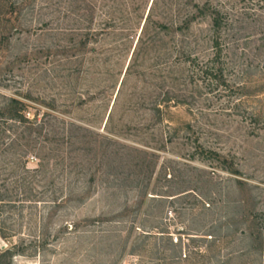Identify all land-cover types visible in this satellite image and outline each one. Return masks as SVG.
<instances>
[{
  "label": "rangeland",
  "instance_id": "obj_1",
  "mask_svg": "<svg viewBox=\"0 0 264 264\" xmlns=\"http://www.w3.org/2000/svg\"><path fill=\"white\" fill-rule=\"evenodd\" d=\"M12 1L0 110L18 97L36 124L0 119L8 264H264V0ZM215 13L219 85L178 62L208 58ZM148 15L168 30L141 34Z\"/></svg>",
  "mask_w": 264,
  "mask_h": 264
},
{
  "label": "trees",
  "instance_id": "obj_2",
  "mask_svg": "<svg viewBox=\"0 0 264 264\" xmlns=\"http://www.w3.org/2000/svg\"><path fill=\"white\" fill-rule=\"evenodd\" d=\"M21 9L20 6L17 5L14 1L12 0H0V43H5L7 42V38L6 35L4 34L6 32V30L8 29V25L12 22V18L15 16V18H17V16L20 14ZM198 14L199 15H203L204 12L202 9H198ZM215 16L212 17L211 19V26H212V40H211V53L208 55V58L206 60H204L203 64H200L199 62V58L197 56H194L195 54H192L191 52H185L182 51L179 53L180 57L178 58V62H180V65L185 66L187 63H189V65H191L193 68H198L199 73L201 76H203V78L207 79L209 82H215L218 85L219 84H226L225 82V77H224V70H225V66H224V62H223V47L222 44L220 42V31H221V27H222V18L220 17V15L218 13L214 14ZM120 20V19H119ZM122 20V19H121ZM120 20V21H121ZM109 23L112 25V28L115 30L116 29V23L117 20L111 18L108 20ZM192 22L191 19H186L184 20V22L182 23L181 26H177L176 29H178V31H182L183 29H189V25ZM149 27H153L155 32H160V30H168L169 27H167L166 25H164L163 23L160 22H154L151 21L150 16L148 15L146 17V20L144 22V25L141 29V34H145L148 30ZM173 28V27H171ZM122 30L124 28H121ZM171 30V29H170ZM156 33V34H157ZM140 34V36H141ZM86 37L89 36V33L85 35ZM88 40H84L81 44L82 49H85V46L87 45ZM141 41L138 40L137 45L140 43ZM137 45L135 47V50L133 52V54H135L136 50H137ZM83 51V50H82ZM123 85V82H122ZM120 91V89H119ZM118 93L116 94V99L118 97ZM169 94V93H167ZM166 94V95H167ZM115 101L113 104H115ZM173 103L176 105L179 104H185V98H183L182 96H174V98L172 96L167 95L166 97L162 98L161 101L159 103V105H163V104H169V103ZM186 105V104H185ZM167 106V105H166ZM25 103L24 101H22L20 98L18 97H10L7 101L5 106L0 110V119H2L3 122L6 123H13L15 124H21V123H30L31 127H34L33 124L35 125L36 122H29L28 119L25 118L24 113H25ZM155 111L158 115L161 114V110L159 106H155ZM108 119L111 120V112L108 116ZM64 126V125H63ZM189 127V124L188 126ZM32 130H34L33 128H31ZM82 131H86V129L82 128L79 125H76L75 123H68L67 124V129H63V137L59 138V143L60 145L66 144V146H68L69 149V153H74L73 150V146H75V144L77 143L78 139H82V141L87 140V138L84 136L83 138L79 137L77 132H82ZM100 138H102V140L106 141L109 139H106V137H101V135H99ZM96 141V140H95ZM110 141V140H109ZM90 145L93 144L92 142H88ZM214 159H217L218 161H222V162H226L225 159H223L219 154L214 153V152H209ZM70 154V155H71ZM106 155V153H104ZM114 159L118 158V161H120L122 163L124 156H122L119 152L113 154ZM71 159V158H70ZM73 166V162L71 163ZM230 172L232 174H239L238 170H230ZM94 181V177H92L91 182ZM238 184H242V181H238ZM252 236V234L250 235ZM11 254L9 251H1L0 250V264H8V259H10ZM186 259V256H185Z\"/></svg>",
  "mask_w": 264,
  "mask_h": 264
}]
</instances>
